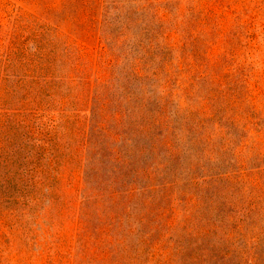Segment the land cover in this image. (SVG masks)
<instances>
[{"label":"rangeland","instance_id":"374dc122","mask_svg":"<svg viewBox=\"0 0 264 264\" xmlns=\"http://www.w3.org/2000/svg\"><path fill=\"white\" fill-rule=\"evenodd\" d=\"M253 258L264 0H0V264Z\"/></svg>","mask_w":264,"mask_h":264},{"label":"trees","instance_id":"16d2710c","mask_svg":"<svg viewBox=\"0 0 264 264\" xmlns=\"http://www.w3.org/2000/svg\"><path fill=\"white\" fill-rule=\"evenodd\" d=\"M104 16V15H103ZM102 32H103V42L101 44V47L99 49V55L97 58V61L95 63V71H99L100 73V68H104L106 69V67H115V65H117L120 61V57L119 55H114L113 52L115 51H119L120 54L122 53V49L125 48L127 45V41H126V35H121L120 37L116 34H113V29L111 28L112 23L106 19V16L103 18L102 21ZM105 32V35H104ZM70 53V59L74 62V53ZM36 54L37 55H42L43 54V61H45L44 63H41V71H45L48 70V66L50 64H52V61L48 60V57L46 58V55L44 53V49H42V46H40L39 44L36 45ZM127 55V54H125ZM30 56H32L30 54ZM73 56V58H72ZM40 56H38L39 58ZM42 59V57H40L39 61ZM70 60V61H71ZM39 61L37 63H39ZM71 61V64H73ZM37 65V64H36ZM35 65V66H36ZM74 68L76 70H78L80 68L79 63L75 62L74 64ZM107 75V74H106ZM40 77H46L45 76V72L40 73L39 75ZM98 81L100 82L102 80V83H106L109 84L110 82L108 81V75L107 76H103L100 74V77L97 76ZM251 263L256 264L255 259L253 258L251 260Z\"/></svg>","mask_w":264,"mask_h":264}]
</instances>
